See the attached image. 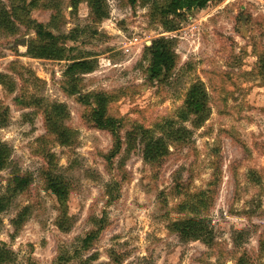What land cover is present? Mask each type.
<instances>
[{
    "label": "rangeland",
    "instance_id": "obj_1",
    "mask_svg": "<svg viewBox=\"0 0 264 264\" xmlns=\"http://www.w3.org/2000/svg\"><path fill=\"white\" fill-rule=\"evenodd\" d=\"M90 1L0 0V9L21 8L18 21L0 27V143L11 151L0 172L6 264H236L242 256L264 264V0H211L179 17L162 16L169 0H98L107 15L100 21ZM32 22L68 39L58 44L61 58L30 56ZM160 39L173 45L176 66L150 81L148 48ZM73 60L93 67L77 83L64 77ZM199 83L209 98L204 121L183 120ZM95 95L123 123L111 166L110 133L86 121ZM18 96L40 104L19 108ZM53 105L65 112L68 145L48 131L43 111ZM170 128L188 134L178 140ZM152 138L170 148L158 167L144 158ZM16 173L31 184L12 194ZM49 174L67 183L64 205L48 189ZM188 219L203 220L209 246L172 230Z\"/></svg>",
    "mask_w": 264,
    "mask_h": 264
},
{
    "label": "trees",
    "instance_id": "obj_2",
    "mask_svg": "<svg viewBox=\"0 0 264 264\" xmlns=\"http://www.w3.org/2000/svg\"><path fill=\"white\" fill-rule=\"evenodd\" d=\"M210 1L211 0H169L166 8L161 11V14L163 17H179L185 12H190L195 8L198 10L205 9ZM90 2L94 10V17L97 21H100L107 16L104 14L102 6L98 0H91ZM126 2L130 6L135 7L139 0H126ZM19 12H21V8L13 7L10 11H6V7L3 6L0 9V27L8 29L10 27L9 24L12 25L10 22V16L14 18L13 20L18 21ZM32 26L36 40L28 47V53L30 56L46 60L61 58L63 49H60L58 44H65V41L68 39L55 36L41 23L32 22ZM148 55V79L150 81L163 80L171 75L176 66L177 60V56L171 42L164 39L154 41L148 48ZM260 61L264 64V54L262 55ZM92 70L93 67L90 62L86 60H73L72 63L68 65L64 73V77L69 82L77 83L79 82V77L81 75L90 73ZM262 71V74H264V66L262 67ZM72 88H74V85ZM208 100L209 98L207 92L202 83L193 86L188 94L185 108L180 113V118L186 120L193 115L199 121L203 122L204 118H202V116L206 114L207 106L209 105ZM78 102L86 106H92V103H88L83 97H79ZM14 103L19 108H29L40 104V102L36 101L30 102V100H27V98L23 96L15 97ZM94 104L95 107L91 109L86 121L95 129L110 133L113 139V147L105 158L111 166L114 158L119 155L122 150L123 141L121 137V130L123 123L121 119L112 117L107 113V98L103 95H95ZM59 108L60 106L58 105L47 106L43 113L45 114L50 134L56 135V138L61 144L68 145L71 141L69 132L66 131L61 124H59V116H62V113L65 112L63 110L61 111ZM0 124L2 123L0 122ZM171 129L172 128H170V132L173 133V136H179L178 140H184L185 135L188 134V132L183 130L173 132ZM164 139L153 140L152 138L144 144V158L146 162L155 164L156 167H158L161 164L162 159L170 155V148L167 145L166 139ZM10 156L11 151L9 146L7 144L0 143V172L6 170L8 167ZM46 178L48 189L51 190V192L57 197L60 204L64 205L68 198L67 183H65V181H63L60 177H53L51 174L46 175ZM30 184L31 179L29 176L16 173L13 175L12 179H10L12 189L10 192L12 194L23 193L29 188ZM5 199L6 198L4 197H0V212L5 210L8 206L9 202L6 203V201H4ZM201 202H203L201 204L205 203V201ZM172 230L178 233L185 240H202L207 246H209L213 241L211 232L201 219H188L185 221L175 222L172 225ZM98 235L99 232L97 231L96 233H90L86 236V238L82 241L81 249L84 251L89 250L92 242L97 240ZM260 250H264V240L262 239L260 241ZM11 255V252H9L5 245L0 246V264L8 263L11 260ZM236 264H248L247 257H240Z\"/></svg>",
    "mask_w": 264,
    "mask_h": 264
},
{
    "label": "water",
    "instance_id": "obj_3",
    "mask_svg": "<svg viewBox=\"0 0 264 264\" xmlns=\"http://www.w3.org/2000/svg\"><path fill=\"white\" fill-rule=\"evenodd\" d=\"M196 9V8H195Z\"/></svg>",
    "mask_w": 264,
    "mask_h": 264
}]
</instances>
